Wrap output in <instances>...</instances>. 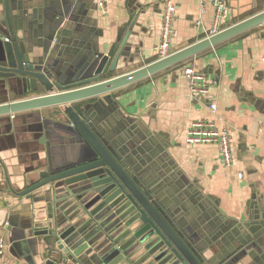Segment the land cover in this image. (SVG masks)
I'll return each mask as SVG.
<instances>
[{"label":"crops","instance_id":"crops-1","mask_svg":"<svg viewBox=\"0 0 264 264\" xmlns=\"http://www.w3.org/2000/svg\"><path fill=\"white\" fill-rule=\"evenodd\" d=\"M164 1L110 0L103 13L98 0H0V56L4 38L17 37L30 60H42L58 77L70 80L90 72L92 60L116 45L110 64L132 26L115 72L107 78L134 70L157 59ZM172 1L173 51L210 35L214 16L210 0ZM228 7L220 30L264 10V0H228ZM198 19L202 25L196 24ZM263 58L264 23L82 103L90 104L88 116L127 169L218 264H264ZM189 61L211 82L203 97L193 98L188 91L182 68ZM10 97L16 99L12 93ZM212 101L214 111L209 107ZM61 109L40 110L43 143L33 129L37 118L31 113L36 111L15 114L14 119L1 116L0 238L6 246L0 264H49L52 249L59 250L57 259L67 257L54 238L46 242L32 232L51 220L44 207L52 198L51 186L31 197L17 194L37 169H62L85 157L83 142L71 124L54 117ZM197 120L229 131L230 166L223 165L218 145L186 143L187 130ZM137 253L135 249L132 254Z\"/></svg>","mask_w":264,"mask_h":264},{"label":"water","instance_id":"water-1","mask_svg":"<svg viewBox=\"0 0 264 264\" xmlns=\"http://www.w3.org/2000/svg\"><path fill=\"white\" fill-rule=\"evenodd\" d=\"M262 23L264 10L164 58L109 78L115 72L132 26L118 43L119 49L110 64L109 57L116 45L105 54L97 53L90 72L70 80L58 77V72L42 60H30L19 38L5 37L0 56V120L1 116L14 119L15 114L36 111L31 113L37 118L33 129L43 143L46 132L43 135V127L40 128V110L62 107L54 117L70 123L85 147L83 159L62 169H37L32 179L27 177L28 186L17 193L31 197L48 184L49 190H53V199H46L44 205L51 220L35 226L33 234L44 237L46 242L54 238L71 264H218L205 255L202 245L193 242L175 217L140 183L139 176L127 169L117 150L88 116L90 104L81 102L172 67ZM40 91L43 93L35 95ZM10 93L16 99L10 100ZM59 205L52 211L53 206ZM135 249L138 253L134 255Z\"/></svg>","mask_w":264,"mask_h":264},{"label":"built area","instance_id":"built-area-1","mask_svg":"<svg viewBox=\"0 0 264 264\" xmlns=\"http://www.w3.org/2000/svg\"><path fill=\"white\" fill-rule=\"evenodd\" d=\"M109 2L110 0H98L101 12H108ZM210 2L214 9L213 23L210 29V34H213L218 32L220 27L226 23L229 7L228 0H210ZM161 16L159 42L155 47L157 59L164 58L173 52V38L176 34L174 28L176 10L172 0L164 1ZM196 24L202 25L201 20H196ZM182 74L191 97L199 98L207 95L211 82L198 69L194 61L186 62L183 65ZM209 107L214 111L216 105L212 101L209 103ZM185 141L188 144H216L219 147L223 165L228 167L233 163L229 131L226 128L216 126L212 121L197 120L192 122L187 130ZM5 246V241L0 238V253H2ZM49 253L51 258H53L52 261L56 264H69L70 262L66 257L60 260L57 259L59 255L58 249H52Z\"/></svg>","mask_w":264,"mask_h":264},{"label":"trees","instance_id":"trees-1","mask_svg":"<svg viewBox=\"0 0 264 264\" xmlns=\"http://www.w3.org/2000/svg\"><path fill=\"white\" fill-rule=\"evenodd\" d=\"M189 59H190V58H189ZM189 59H188V60H189ZM180 63H181V62H180ZM178 64H179V63H178ZM88 100H89V99H88ZM81 103H83V102H81Z\"/></svg>","mask_w":264,"mask_h":264},{"label":"flooded vegetation","instance_id":"flooded-vegetation-1","mask_svg":"<svg viewBox=\"0 0 264 264\" xmlns=\"http://www.w3.org/2000/svg\"><path fill=\"white\" fill-rule=\"evenodd\" d=\"M153 193V192H152ZM169 213V212H168Z\"/></svg>","mask_w":264,"mask_h":264}]
</instances>
